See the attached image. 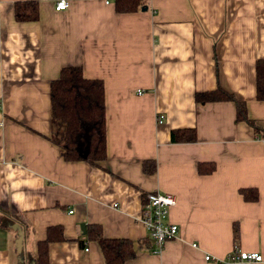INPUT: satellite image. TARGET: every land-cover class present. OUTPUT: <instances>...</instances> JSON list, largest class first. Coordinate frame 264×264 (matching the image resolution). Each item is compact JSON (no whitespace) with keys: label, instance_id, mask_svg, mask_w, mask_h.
<instances>
[{"label":"crops","instance_id":"1","mask_svg":"<svg viewBox=\"0 0 264 264\" xmlns=\"http://www.w3.org/2000/svg\"><path fill=\"white\" fill-rule=\"evenodd\" d=\"M57 1L0 0V264H35L39 242L47 264H104L89 225L131 243L123 264H215L203 254L232 248L264 264V139L235 121L231 101L193 99L218 88L264 129L254 91L264 0H146L121 14L113 0H67L60 11ZM31 2L37 18L15 20ZM67 66L101 83L104 157L94 165L64 160L49 140V82ZM189 128L193 142L168 138ZM157 192L175 198L167 221L178 232L153 254L138 218Z\"/></svg>","mask_w":264,"mask_h":264},{"label":"trees","instance_id":"2","mask_svg":"<svg viewBox=\"0 0 264 264\" xmlns=\"http://www.w3.org/2000/svg\"><path fill=\"white\" fill-rule=\"evenodd\" d=\"M146 0H113L117 13H131L144 8ZM14 18L18 21H33L37 18L36 3L28 7L23 5L14 8ZM255 68V99L264 101V60H257ZM50 127L49 140L61 151L64 160L85 161L94 165L103 160L104 126L102 111L101 83L98 80L85 79L80 67H62L57 79L49 82ZM194 102L231 101L235 106V121H244L257 138L264 139V129L256 126L245 117L244 106L230 94L216 88L211 92L197 93ZM171 142H193V129L170 130ZM198 172L204 169L197 166ZM209 165L207 171H211ZM205 171V170H204ZM242 199L254 201L257 197L254 189L239 190ZM87 236L99 246L104 264H123L133 258L130 242L123 239H105L99 227L87 226ZM236 228H232V239L235 240ZM34 258L35 264H47L46 244L39 242ZM83 246V245H81Z\"/></svg>","mask_w":264,"mask_h":264},{"label":"built area","instance_id":"3","mask_svg":"<svg viewBox=\"0 0 264 264\" xmlns=\"http://www.w3.org/2000/svg\"><path fill=\"white\" fill-rule=\"evenodd\" d=\"M67 5V0H59L55 3L54 9L57 11L64 10ZM160 120L161 116H158L157 122ZM143 198L138 222L145 229L147 239L151 244L149 251L157 254L164 242L173 239L178 232V227L167 221L168 210L174 205L175 198L170 194L158 192L146 193ZM190 246L196 248L194 243H191ZM203 260L215 264H247L262 262V257L255 252H243L232 248L230 252L218 259L203 254Z\"/></svg>","mask_w":264,"mask_h":264},{"label":"water","instance_id":"4","mask_svg":"<svg viewBox=\"0 0 264 264\" xmlns=\"http://www.w3.org/2000/svg\"><path fill=\"white\" fill-rule=\"evenodd\" d=\"M13 228L15 229V231H17V239L15 241V246H16V250L18 253L21 252V244H22V239H23V232L20 230V228L15 224L13 225ZM80 229H82L83 231V225L80 227Z\"/></svg>","mask_w":264,"mask_h":264}]
</instances>
